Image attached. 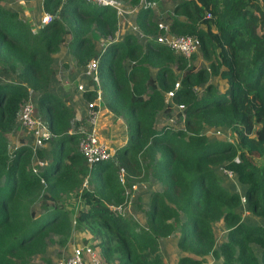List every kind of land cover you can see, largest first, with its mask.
<instances>
[{"label":"trees","instance_id":"16d2710c","mask_svg":"<svg viewBox=\"0 0 264 264\" xmlns=\"http://www.w3.org/2000/svg\"><path fill=\"white\" fill-rule=\"evenodd\" d=\"M3 1L0 68L18 82L0 80V264H49L50 246L68 247L75 231L89 236L104 264H165L162 241L174 236L172 264H264V0H170V33L196 36L191 58L206 66L155 41L163 29L142 0L118 1L140 6L135 23L144 42L131 33L108 42L118 17L95 3L42 0L51 20L34 33ZM62 45L76 67L99 58L102 101L126 125L127 142L92 166L79 152L72 109L50 89ZM170 90L172 102L184 106L177 127L156 120ZM30 92L53 138L46 150L21 144L11 151L8 135ZM226 128L231 141L207 132ZM34 158L45 162L37 173ZM218 167L236 176L240 192L222 184ZM149 179L162 189L151 191L145 223L111 208L125 202L126 187ZM67 194L80 202L75 218Z\"/></svg>","mask_w":264,"mask_h":264},{"label":"built area","instance_id":"2783aa9c","mask_svg":"<svg viewBox=\"0 0 264 264\" xmlns=\"http://www.w3.org/2000/svg\"><path fill=\"white\" fill-rule=\"evenodd\" d=\"M88 3H95L100 6L107 7L116 12L118 17V26L120 21L127 19L126 14L132 11L124 7V4L118 0H84ZM144 6L152 7L154 4L142 0ZM153 4V5H152ZM51 20L49 14L43 16V24L48 23ZM131 23V22H130ZM42 24V25H43ZM133 30H137L140 33V37L143 36L142 32L137 28L136 25L130 24ZM158 27L163 29V33L154 37L155 41L176 54L184 56L187 60L191 59L194 53H197L200 46V40L193 35L174 36L170 33L168 24L158 23ZM135 35L137 32H132ZM139 37V36H138ZM105 42H102L104 47ZM99 58L90 60L83 68V74L85 78L91 82L90 89H87L84 83H78L76 88L78 91L84 92L91 90L95 93V99L88 102L86 106L85 117L82 123L76 128L75 132L79 134L78 149L83 155L88 166L93 164L106 161L113 158L114 154H111L108 147L99 138V119L100 112L97 105L98 101L102 100V92L100 88L99 80ZM179 88V82H176L174 89ZM174 90H170L165 93V100L172 101ZM31 94V92H30ZM30 97V96H29ZM175 109L178 114L183 117V105H176ZM173 120V115L169 121ZM17 123L22 126L32 137L34 150L42 149L48 141L53 138V134L48 130L46 123L41 120L35 114V102L28 100L22 104L17 115ZM171 126V125H170ZM40 161V160H39ZM43 163V161H40ZM34 173L38 172L37 166H32ZM120 180L124 182V173L121 170ZM43 182V181H42ZM83 185H86V180ZM137 188L136 184H132L130 187L125 188V202L119 206H111L112 209L116 210L120 214H125L126 207L132 206L129 198V193L132 194L133 190ZM244 201V198H242ZM52 264H104L97 250L91 243L83 244L80 246H73L69 254L64 258L53 262Z\"/></svg>","mask_w":264,"mask_h":264},{"label":"rangeland","instance_id":"374dc122","mask_svg":"<svg viewBox=\"0 0 264 264\" xmlns=\"http://www.w3.org/2000/svg\"><path fill=\"white\" fill-rule=\"evenodd\" d=\"M32 1H34V0H32ZM161 1L162 0L156 1L159 4V6H160ZM30 2L31 1H29V4H31V6L27 7V11L30 12V16L33 17V19L29 18L30 20L27 19V21H25V22L29 24V26L33 32H37V30L43 24V22H42L43 16H42V18H39V14H41L43 9H42L40 2H37L38 6L36 5L35 2H32V3H30ZM5 4L9 5L11 7L16 6L17 11H19V12H22L23 8H24V7L20 6V0H4L3 5H5ZM165 4L167 6L168 3L166 2ZM159 8H163V3H161V7H159ZM171 11H172V9H171ZM169 12L170 11L168 10V12L166 13L165 16L160 15L157 20L158 21L165 20L162 22L163 24H165L166 22L168 23V20L166 18L169 19V17H168ZM131 31L137 32L138 34H136V35L134 34V35L137 37L138 36L140 37V33L137 30H133V28L131 27ZM97 39H98V37H95V41L97 42L98 45L101 44L100 48H102V42L99 43L97 41ZM64 45H62V46H64ZM64 49L65 48L63 47V50ZM66 50H67V47H66ZM66 50H65V52H66ZM67 52H68V50H67ZM63 55H64V51L59 53V54L54 55V68L57 71H59L60 65L63 66V64H62ZM189 61H191L190 64H192L194 66H206V64L201 60V58L198 55H197V57H195L193 59L191 58ZM0 80H4V81L6 80V81H10V82H18L14 76L9 75V74H5L1 70V68H0ZM56 80H57V76H54L52 79L54 84L57 82ZM214 81H215L216 85L220 86V80L219 79H216ZM65 97L67 98V100H64L65 103L70 105L69 97H67V96H65ZM29 99L32 101H35L36 94L34 92H31ZM70 100L73 101L72 98H70ZM166 111H167L168 115H173V120L168 121V118L166 117L167 115H166L165 111H163V113L161 114L162 118L158 119L157 125L159 124V122L161 123V125L162 124L167 125V123H168L169 125L175 126V127L182 124V119L178 116V112L176 111V109L170 110V108H167ZM38 115H40V114H38ZM168 117H170V116H168ZM163 122H165V123H163ZM207 132L210 134L211 138H215V139L226 138L228 141L232 140V134H231L230 130L227 128L217 130V131L216 130L215 131L214 130H208ZM8 140H9V148L11 151L14 150L16 147H18L21 144H25L27 146H30L34 150L33 137L22 126L17 125V128L11 134L8 135ZM17 141L20 142L19 145L17 144ZM45 145H47V144H45ZM47 148H48V146H46L45 148L43 147L42 149L46 150ZM42 149H40V150H42ZM34 151H36V150H34ZM261 161H263V160H261ZM217 170H218V174L223 177L222 184L224 183L229 189L234 190L236 192L241 191L242 186L238 183L237 178L233 173H231L230 171H227L224 167H218ZM148 181H150V183H149L150 184V191H153V188H155L156 185H158L160 187L159 182L155 181L154 179H149L147 181L137 182L136 183L137 188L135 190H133L132 194L129 193V198L131 200L132 206L126 207L127 214H129L131 217L135 218L140 224L144 222V217H145L144 210H143V208L140 207V205L142 206V203H143V205H145L144 203H146V195H147V199L149 197V194H144V190L145 189L148 190V187L146 186L147 185L146 183H148ZM72 195L73 194H71V195L67 194V196L64 197V202H65V204H66V206L69 209V212L71 214L74 213V209L77 212L78 208L80 207V202H77V200L74 199V197ZM144 195H145V198H144ZM71 203H73V205ZM240 210H241L243 219L245 221H251L250 218H253V217L246 210L244 203H242ZM75 216H76V214H75ZM253 220H255V219H253ZM223 232H224V226H223V223L220 222L216 225V233H217L218 239L222 236ZM75 234H77L79 236L81 234V232L75 231L73 233L72 241H73V239L76 238ZM72 241L68 245V247H66V248H58V246H56V245H51L50 249H49V256L52 259H51V262L49 264H52L53 262H56V261L64 258L66 255L69 254L70 249L73 248V246L75 244L79 245V242H81L80 238L76 239L74 242H72ZM83 241H85V240H83ZM84 243L87 244L88 242L86 241ZM175 244H176L175 236L170 238V239H166V240L162 241V253H163V256L165 259V264H172L176 260V258L178 257ZM32 264H46V263L40 259H35V261ZM207 264H214V262H213V260H210Z\"/></svg>","mask_w":264,"mask_h":264},{"label":"crops","instance_id":"0c3cea01","mask_svg":"<svg viewBox=\"0 0 264 264\" xmlns=\"http://www.w3.org/2000/svg\"><path fill=\"white\" fill-rule=\"evenodd\" d=\"M29 1H31L30 3L35 2L37 6H38L37 2H40L41 6H42V0H34V1H32V0H20V6L24 7L22 12L17 11L16 6L11 7V6L5 4L4 7L8 8L12 11H17L20 15V18L23 21H27V19H29V18L33 19V17L30 16V12L27 11V7L31 6V4H29ZM166 2L168 3L167 6L165 4ZM143 3L144 2L142 1L141 2L142 6H143ZM152 3L154 5L152 4L153 6L150 7L151 14H152L153 19L157 23H161V22L165 21V20L158 21L157 19L159 18L160 15L165 16L166 13L168 12V10L171 11L173 6L176 4V2H174V1L162 0L161 3H163V8H159V7H161V3H160V6L156 1H153ZM124 7L127 9V11L131 10L132 12L126 14L127 19L119 22L118 30L116 31L115 36L112 39H108L107 40L108 42H109V40L120 41L124 38V36L126 34H129V33L134 34L131 31L130 24L137 26V24L135 23V18H136L137 12L139 11L140 6L130 7L127 4H124ZM45 14L46 13H44V11H42L41 14H39V18H42V16H44ZM166 19L168 20V18H166ZM165 24H168V23L166 22ZM137 28H138V26H137ZM137 38H138L139 42H142V41L144 42V39H145L144 36H142L141 38L140 37H137ZM97 41L100 43L101 42L100 38L97 39ZM63 47L60 49L61 50L60 52L64 51V55L62 57L63 58V60H62L63 66L60 65L59 71L56 70L55 76H57V80H56L57 82L54 84V82L52 81L50 89L53 90V92H55L56 94H58L63 99V101L67 100V98L65 96L69 97L70 105H68L67 103H66V105L69 106L73 111L74 118H73L72 130L75 131L76 128L82 123L83 118L85 117L86 106L89 102V99L84 97L85 91L84 92L78 91L76 88V85L78 83H84L86 88L90 89L91 82H89L85 78V76L83 74V68L76 67L71 56H69L68 53L65 52L66 47H64L65 48L64 50H63ZM100 47H101V44L98 45L99 49H101ZM151 72H152V76H154L156 71L154 69H152ZM88 91L89 90H86V92H88ZM70 98H72L73 101L70 100ZM165 104H166L165 110H163V111H165V113L167 115L166 117L168 118V121H169V119L171 118V115H168L166 109L167 108H170V110L175 109V104L172 101H168V100H165ZM97 105H98L99 112H100L99 138L108 147L110 153L114 154L118 148H120L121 146H123L127 142V132H126L125 122L121 118H119V117L115 116L113 113H111L104 106V103L102 100L98 101ZM163 111H161L157 115V117H156L157 121L159 118H162L161 114L163 113ZM168 116H170V117H168ZM178 116L181 118V116L179 114H178ZM163 123H165V122H163ZM159 124L161 125L160 122H159ZM19 143L20 142L17 141L18 145H19ZM46 146H48V145H45L44 148ZM47 156H48V153L45 154L46 159H48ZM32 165L37 166V169L40 172L43 169L45 162L43 161V163H40L39 159L34 158ZM149 183H150V181H148V183H146L148 190L145 189L144 194L150 195L151 191H150V184ZM161 189H162L161 185H160V187L158 185H156V187L153 188V191H161ZM72 196H74V195H72ZM144 198H145V195H144ZM148 203H149V197L147 199V195H146V203H144L145 205H143V203H142L141 208H143V210L148 209ZM71 204L73 205V203H71ZM75 214H76V211L74 209V213H72V214L70 213V215L72 218H74ZM145 222H146V218L144 217L143 223H145ZM143 223H141V224H143ZM75 237L76 238L73 239L72 242H74L78 238H80L81 242H79V245L75 244L74 246L83 245L85 243L82 241L89 239V236H87V234H85V233H81L79 236L77 234H75ZM87 242L91 243V240H88ZM70 251H71V249H70Z\"/></svg>","mask_w":264,"mask_h":264},{"label":"clouds","instance_id":"9594fccd","mask_svg":"<svg viewBox=\"0 0 264 264\" xmlns=\"http://www.w3.org/2000/svg\"><path fill=\"white\" fill-rule=\"evenodd\" d=\"M33 32V31H32ZM35 33V32H34Z\"/></svg>","mask_w":264,"mask_h":264}]
</instances>
